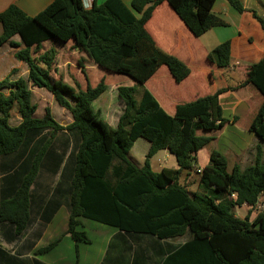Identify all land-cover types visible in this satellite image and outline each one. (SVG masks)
<instances>
[{
	"label": "trees",
	"instance_id": "1",
	"mask_svg": "<svg viewBox=\"0 0 264 264\" xmlns=\"http://www.w3.org/2000/svg\"><path fill=\"white\" fill-rule=\"evenodd\" d=\"M216 1L132 0L128 7L122 0H107L103 4L94 2L86 10L81 0H52L35 16L15 4L0 13V47L6 43L19 47L12 40L19 36L24 48L15 57L27 64L29 71L26 79L7 77L0 81V159L29 151L21 167L0 180L6 185L0 200V223L11 225L15 237H21L32 221L31 187L40 170L44 166L57 170L65 158L74 162L66 235L76 243V264H80L78 243H91L86 231L78 230L79 218L118 228L129 237L147 235L160 241L188 238L160 264H264V213L252 221L250 215L241 219L234 213L236 208L255 206L264 194V155L260 145L254 164L244 170L236 164L230 171L227 157L212 151L209 164L201 173L196 172L200 193L190 194L181 183L183 175L193 173L198 151L213 141V137L197 132L219 131L229 122L219 101L229 88L221 75L210 71L213 84L218 85L215 91L179 104L173 116L147 89L137 102L136 86L118 88L125 111L117 128H110L92 107L109 85L105 76L97 85L90 84L86 57L107 72L125 75L141 87L162 65L181 83L190 75V68L158 47L146 24L156 8L167 2L191 34L199 38L210 29L227 24L212 12ZM228 2L241 14L247 11L240 0ZM249 15L264 32V19L253 10ZM50 40L85 55L77 58L75 66L84 76L85 88L79 81L72 86L62 76L51 78L52 71L58 72L54 48L33 56ZM207 60L217 71L226 69L231 62L230 41L218 45ZM68 61L71 70V59ZM30 83L49 91L57 104L72 114L73 122L63 126L50 108H46L44 117L36 118L38 107L32 101ZM246 85H252L263 96L249 129L264 144V56L249 67L246 80L236 88ZM15 106L21 121L12 126ZM62 130L72 133L76 143L68 155H56L55 165V159L45 160V156L53 150L54 137ZM140 138L150 143L142 167L130 159V151ZM161 150H169L175 156L177 169L152 170L151 159ZM63 237L40 248L35 255L51 252ZM108 252L109 248L105 259ZM111 260L112 264H124L121 258ZM15 261L0 247V264ZM133 264L145 261L138 256Z\"/></svg>",
	"mask_w": 264,
	"mask_h": 264
},
{
	"label": "crops",
	"instance_id": "2",
	"mask_svg": "<svg viewBox=\"0 0 264 264\" xmlns=\"http://www.w3.org/2000/svg\"><path fill=\"white\" fill-rule=\"evenodd\" d=\"M106 1L94 0L96 4H103ZM240 1L247 10L243 14L232 7L228 0H217L212 12L227 24L226 26L214 27L199 38L191 34L167 2L159 5L146 24V28L158 47L178 57L188 65L191 70L190 75L181 83H177L168 67L162 65L145 83L144 87L138 86L137 82L131 78L121 77L111 93L112 99L115 98L114 93L119 99L117 110L112 111L109 108L110 106L105 107L106 105H103L105 109L103 115H101L104 117L102 120L110 128H117L120 117L125 111V104L118 96V88L120 86H136L137 91L134 98L137 102L141 100L144 89H147L163 110L173 116L179 104L192 102L215 91L218 85L213 84L209 76L210 71H215L218 75H221L225 82L224 85L229 88L219 96V101L223 109V115L229 122L219 131L197 132L200 136L213 137V141L198 151L194 171L190 177L198 169L202 170L209 164L210 154L214 150L227 157L229 167L237 164L241 170L254 164L258 145L262 147L264 154V144L249 129L263 102V96L252 85L236 88L237 85L246 80L249 67L264 56V32L249 15V11L253 10L264 19V0ZM122 2L130 7L132 0H122ZM51 3L52 0H0V13L4 12L10 5L15 4L29 16H35ZM250 38L254 39L253 42ZM12 40L18 43L19 47H13L10 43L0 47V81L7 77L11 80H17L20 77L26 79L28 77L27 64L15 57V54L23 49L24 45L21 43L19 36H14ZM226 41L231 43V62L226 69L217 71L215 66L208 62L207 55ZM51 48L57 51L55 66L58 72H61L63 68L68 69V59L71 57L69 53L80 54L77 51L67 50L63 44L58 45V42L53 40L43 43L41 52L44 53ZM80 55L85 57L84 54ZM236 62H239L240 66H235ZM94 64L86 57V69L88 71L91 72L92 69L96 70L99 67ZM108 91L109 86L96 101L106 95ZM2 92L8 93L7 91ZM137 94H139L138 99ZM98 113L102 114L101 109L98 110ZM241 118H246L247 123L241 124ZM228 127H232V132L227 137L225 132ZM60 132L67 133L68 131L62 130ZM59 141L60 143L53 144V150H50L45 156L47 160L50 158L55 159V165L57 164L56 155H68L76 143L68 136L60 138ZM139 145L142 146L137 152L139 156H133L132 151L136 150ZM34 147L37 148L38 145ZM149 149L150 143L146 139H138L130 151V159L138 167H142ZM52 151L55 154L51 153ZM28 155L29 151L4 158L3 162H0V180L6 176L9 177L10 174L12 175L21 167ZM155 161H157L160 168L158 172L164 168H178L177 160L169 150H161L151 159L152 170ZM73 171L74 164L69 160L63 161L57 170L54 166L40 170L36 181L31 187V194L34 196L32 204L33 218L21 237H15L11 225L0 223V247L8 255L16 258L15 264H37L36 261L43 264H76V243L70 235H66L69 223L67 204ZM5 186L4 182L0 184V200L2 188ZM50 215L52 217L48 221ZM79 221L78 230L86 231L91 240L90 244L78 243L80 264H112L111 259L116 262L119 258L123 259L124 264H133L138 256L145 261V264H160L164 258L188 240L187 237L165 241L147 235L129 237L112 226L86 218H79ZM85 224L86 229L84 228ZM62 235L64 236L62 241L51 252L39 256L35 255L37 250L46 247ZM94 237L100 247L96 250L86 248L88 245L89 247L92 246ZM108 248L106 262L105 256ZM108 256L110 257L109 261Z\"/></svg>",
	"mask_w": 264,
	"mask_h": 264
},
{
	"label": "rangeland",
	"instance_id": "3",
	"mask_svg": "<svg viewBox=\"0 0 264 264\" xmlns=\"http://www.w3.org/2000/svg\"><path fill=\"white\" fill-rule=\"evenodd\" d=\"M52 44V43H51ZM58 45H60V43H58ZM66 47V46H65ZM72 52H74L72 50ZM42 52L40 51L39 53H34L33 52V56L36 57L39 54H41ZM69 60L71 59V63L73 65L71 70H66L65 68L61 69V72H54L52 71L51 73V78L52 79H56L59 76H62L64 81L66 83H69L70 85L74 86L75 82L79 81L80 85L82 88H85L86 85V81H84V76L81 74V71L76 68V60L78 57H82V55L80 54H70L69 53ZM95 65V64H94ZM96 66V65H95ZM97 67V66H96ZM104 76H106V81L109 85V91L108 93H106V95H103L98 101L94 102L93 104V109L96 113H98V110L101 109V113L99 114L100 118H104L103 116V112L104 109L103 105L105 104V107H109L112 109V111L117 110L118 108V97H116V94L114 93V99L111 98V93L113 90V87L119 82V78L124 77V78H129L125 75H119V74H113V73H109L106 70L97 67L96 70H91L90 72V77H89V81L90 84L92 86L97 85V83L99 82V80L101 78H103ZM118 78V79H117ZM30 88L31 90H33V97H32V101L34 104L37 105V111L35 114L36 118H42L45 115V110L46 108H50L52 111V115L53 117L63 126H67L69 124L72 123L73 121V117L72 114L65 110L64 108L60 107L57 102L55 101L53 95L47 91L46 89H39L36 87H33L32 84L30 83ZM139 94L136 95L137 99ZM71 101L72 104H74V101L71 100L70 97H68ZM106 101V102H105ZM110 104V105H109ZM227 117V115H226ZM21 119L18 115V110H17V106H15V108L12 110V115H11V119H10V124L12 126H17L20 123ZM241 124H246L247 123V119L246 118H241L240 121ZM232 132V127H228L225 135L228 137L230 135V133ZM64 136H68L69 138H71L74 142H76V138L74 136H72V133L67 132H59L58 134L55 135L54 137V143H60L59 139L63 138ZM47 137H49V134H47ZM57 138V139H56ZM53 143V144H54ZM142 146H137L136 150L132 151V155L138 157V151ZM264 147V146H263ZM142 153H144V151H142ZM264 155V154H263ZM4 160V159H3ZM3 160L0 159V162H2ZM46 160V159H45ZM64 161H68V159L64 158ZM69 162H73L72 159L69 160ZM74 163V162H73ZM24 169V168H22ZM21 169V172L23 171ZM45 169V166H44ZM232 166L229 167V170L231 171ZM153 170L155 172H158L160 170L159 166L157 165V161H155L154 163V168ZM5 172V171H2ZM181 183L189 190L190 194H194V193H200L202 192V190L199 188V175L198 174H193L191 177L187 176V175H183L182 179H181ZM264 213V211H262ZM235 215L238 218L244 219L246 216L250 215V219L251 221L255 219V217L257 216V214H259V211H256L254 209H250L247 206H243L241 208H236L235 209ZM84 228L86 229V224L84 225ZM83 246V245H82ZM100 247V244H98L96 238H93V244L91 247H89V245L86 248H91V250L93 249H98ZM112 251V250H111Z\"/></svg>",
	"mask_w": 264,
	"mask_h": 264
},
{
	"label": "built area",
	"instance_id": "4",
	"mask_svg": "<svg viewBox=\"0 0 264 264\" xmlns=\"http://www.w3.org/2000/svg\"><path fill=\"white\" fill-rule=\"evenodd\" d=\"M82 1V5L84 7V9L86 10H89L92 8V5L94 3V0H81ZM235 66H240V63L239 62H236L235 63ZM201 169H198L197 172L198 173H201ZM232 197L233 198H236V195L235 194H232ZM248 208L250 209H254L256 211H259L260 213L262 211H264V194H262L259 198V200L257 201V203L255 204V206L253 207H250V206H247Z\"/></svg>",
	"mask_w": 264,
	"mask_h": 264
}]
</instances>
